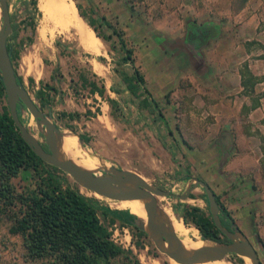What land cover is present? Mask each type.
<instances>
[{
	"label": "crops",
	"instance_id": "crops-1",
	"mask_svg": "<svg viewBox=\"0 0 264 264\" xmlns=\"http://www.w3.org/2000/svg\"><path fill=\"white\" fill-rule=\"evenodd\" d=\"M98 1L109 7L111 15L125 19V28L131 32L130 42L135 46L138 45L135 41L144 42L146 71L151 76L157 73L163 79L164 73L171 77L176 74L195 82V93L182 104L174 119L176 134L169 124L174 122L171 114L155 115L154 104L144 106L154 114L150 117L143 114L144 129L155 130L157 142L152 145L164 164L175 158L174 149L179 153L176 156L183 164L176 172L181 183L192 178L205 182L238 227L235 216L249 206V195L264 191V0H144L146 5L142 7L147 10L151 25L141 21L140 12L131 13L122 3L113 13L117 0ZM79 5V10L89 7L85 2ZM87 14L84 12V17ZM85 20L95 30L111 36L105 14ZM61 22V29H56L73 26L71 22ZM48 25L55 27L42 24L37 29L40 37L45 35ZM80 40L84 49L95 53ZM46 48L48 81H40L54 87L47 91L48 99L71 98L67 81L87 90L83 113L76 112L77 117L68 120L107 115L108 99L118 105L113 95L119 92L111 87V80L105 82L107 62L93 59L92 72L85 73L79 70V64H74L64 46ZM76 71H80L77 78L73 77ZM115 74L120 81L119 74ZM79 75L83 78L79 79ZM142 75L145 79L146 75ZM171 108L168 106L166 110L169 112ZM141 115L133 111L134 127ZM180 202L181 208L208 211L199 186Z\"/></svg>",
	"mask_w": 264,
	"mask_h": 264
},
{
	"label": "rangeland",
	"instance_id": "rangeland-1",
	"mask_svg": "<svg viewBox=\"0 0 264 264\" xmlns=\"http://www.w3.org/2000/svg\"><path fill=\"white\" fill-rule=\"evenodd\" d=\"M143 1L144 0H117L115 3H119H117L112 12L114 13V10H118L119 4L122 3L131 13L134 11L140 12L141 14L139 16L141 17V21L143 20L144 24L151 25V19L148 17L149 15L145 14L147 10L142 7V5H146V2ZM35 2L36 10L28 3V0H7L8 11L11 16L10 21L14 25L13 31L16 33L15 39H21L23 41L18 51V57L15 61V69L17 74L22 77L23 85L35 103L38 105L33 93L39 86V81H48L46 80V75L49 71V63L45 58V51L48 45L53 46L57 44L59 48L63 46L67 48L66 53L70 55L74 64H79V70L85 73L92 72L90 62L93 59L102 63L107 62V72L106 75H104L105 82L108 84L111 80V87L119 92L118 94L113 95L118 105L114 104L112 107L108 106L107 115L87 119L80 117V120L71 121L68 120L67 117L60 116L59 113L61 112L83 113L85 101L88 96L87 90L83 89L81 85H76L74 81H67L66 86L71 92V98L63 99L60 97L58 100H55L54 98H51L50 100L49 98L48 103L45 106H38L43 111L50 112V120L54 122L59 129H68L76 136L77 133H80L87 139L86 142L80 141V145L88 151H91L92 154L97 157L99 165L94 169L96 173H102L103 167L108 168L112 165L117 168L133 170L138 174L143 175L146 182L151 186L160 187L176 194L181 193L185 187L192 183L193 178L187 183H185V181L183 184L181 183L182 181L177 176L176 171H179V168L182 167L183 163H181V159L177 157L179 156V153H177L175 149V158H171L169 164L166 165L162 159H160L158 151L156 152L153 148L152 144L157 142L154 137L156 133L155 130H153V132L150 131V133L149 127H147V130L144 129L146 122L144 123L145 119L143 117L144 113L149 117L153 113L149 108L139 106L140 99L146 95L142 86L132 95L125 89L124 85L118 80V77L115 74L114 69L116 68L128 75L132 74L133 71L130 63L115 66V61L120 56L117 49L118 44L116 36L112 33L111 36L110 34L104 35L102 31L96 30L99 34L108 36L109 39L101 40L103 46H100L99 53L89 52L80 44L78 33L73 26H70L67 29L58 30L61 29L60 25L63 17L61 18L59 14L51 12V6L49 8H42L40 6L41 0H35ZM66 2L74 8V13L76 12L75 15L85 23V19L78 15L75 4L79 7L81 2L83 4L84 2L89 4V7L84 6L85 8L80 9L83 14L84 12L85 14L88 13L85 15V18H91L92 15L93 17H100L105 14L109 24L116 30L122 32V37L127 45L132 48L134 67H136L142 74L146 75L143 86L148 92V105L151 106L153 105L152 102L154 103V108L156 109L154 113L155 115L171 114L170 116L173 118L174 122H170L169 124L176 134L173 127L175 124L174 119L177 117L178 110L182 104L186 103L187 100H190L193 96L192 94L195 93V82H191L190 80L176 74L171 77L169 74L164 73L163 79H161L159 75L157 76V73H152L151 76L146 71L147 65L145 64V58L147 56L145 55L147 48L143 45L144 42L142 40L135 41V44H138L137 46L130 42L129 36L131 37V32L129 33V30L127 29V31L125 28V19H121V16L118 17L115 14L111 15L109 7L102 6L100 1L66 0ZM28 12L32 16L31 21L33 23V31L21 22V19H23ZM46 23L53 24L55 27L52 28L51 25L46 26L45 35L40 37L37 29H39L42 24L44 25ZM89 29L91 30V28ZM92 33L97 37L93 31ZM146 35L147 32L143 34V36ZM10 41H13V39ZM79 72L76 71L73 77L77 78ZM28 77L33 79L32 84H29L27 81ZM59 89L61 90L60 86ZM168 106H172V110L170 109L169 112L166 110V107ZM134 110H136V112H141L142 114L140 118H137V124L135 127L131 121ZM20 120L33 136L43 143V126L37 124L27 110H20ZM140 121L141 123L139 124ZM67 125L71 126L72 129L67 127ZM64 177L67 184L71 187L77 188L78 192L83 195L95 198L98 205L107 206L110 209L121 208L115 207L111 199L107 200L105 197L94 196L87 193L90 191L77 185L69 175L65 174ZM173 182L179 183L178 190L171 188V183ZM13 183L16 190H21L23 187L31 183L29 173L23 171L19 177L13 178ZM198 191L200 190L198 189ZM156 197L157 206L170 209V213L166 220L170 219L174 214L183 224V227H192V229H195L196 231L195 234L190 233L188 235H183L178 233L176 235L180 237H193L196 235V238H193V241H203L200 237L199 231L189 219H186L188 222L187 224L183 223V218L179 215L181 214V209H183V206L182 208L180 207L182 204L180 199L174 196ZM249 199V206L246 209H241V213L236 215L235 218L239 229L252 242L257 250L259 258L264 263V191L258 190L251 193ZM100 219L102 220L101 217ZM9 223L10 221L3 214H0V264H43L39 261H28L24 257V250L21 245L20 237L16 234H10L7 231ZM114 223L119 225L118 222ZM128 233L130 235V243H132V247L127 249H131L132 254L137 257L141 264H152L154 260L159 264H173L171 261L172 259L159 252L154 247L148 236H139L129 227ZM113 235L117 243H123V241H126V237H123L122 233L119 231H116V233L114 232ZM122 260L123 259L111 260L109 264H122ZM231 262L235 263V258H233L231 254H228L226 258L222 260L206 261L195 264H231Z\"/></svg>",
	"mask_w": 264,
	"mask_h": 264
},
{
	"label": "trees",
	"instance_id": "trees-1",
	"mask_svg": "<svg viewBox=\"0 0 264 264\" xmlns=\"http://www.w3.org/2000/svg\"><path fill=\"white\" fill-rule=\"evenodd\" d=\"M28 3L36 10L35 0H28ZM75 7L78 15L85 19L77 4ZM31 19L32 16L28 12L21 22L33 31ZM86 23L97 37L109 39L108 36L99 34L91 22ZM105 25L117 39L120 56L115 61V66L130 63L133 68L132 74L129 75L117 68L114 69L115 72L120 75V81L130 94L133 95L142 86L146 95L140 99L139 105L140 107L148 105V92L143 86L142 73L134 67L132 48L122 37V32L109 23ZM13 27L11 23L12 30L6 46L16 81L23 85V79L15 69V61L23 41L15 39ZM12 39L13 41H10ZM80 78L83 77L79 75ZM27 81L32 84L33 79L28 77ZM89 86L91 89L92 84ZM53 89L52 85L39 81L33 95L40 107L48 103L47 91ZM108 102L111 107L115 104L112 99H108ZM17 114L20 119L19 110ZM59 114L68 119L77 117L76 112ZM67 127L72 129L71 126ZM77 136L81 141H87L82 134L77 133ZM23 171L29 173L31 183L18 191L13 178L19 177ZM64 176V172L43 162L22 140L9 115L0 81V214L10 221L7 231L20 237L24 257L28 261H39L43 264H109L111 260L118 259H123L122 264H141L131 249L122 248L111 239V231L108 229L109 225L118 222L119 225L132 228L139 236L146 237L144 231L133 223L136 216L125 209H110L98 205L95 198L87 197L78 192L77 188L67 184ZM184 179L187 177L184 176ZM202 194L205 199L203 192ZM215 200L220 223L228 227L230 223H234L233 218L216 194ZM112 202L115 207H122L119 201ZM180 213L183 223L187 224L186 219H189L199 231L201 238L226 241L213 225L209 211L203 213L197 208L189 207L181 209ZM231 256L235 258V264H245L243 259L234 254Z\"/></svg>",
	"mask_w": 264,
	"mask_h": 264
},
{
	"label": "water",
	"instance_id": "water-1",
	"mask_svg": "<svg viewBox=\"0 0 264 264\" xmlns=\"http://www.w3.org/2000/svg\"><path fill=\"white\" fill-rule=\"evenodd\" d=\"M0 20V81L4 89L5 104L22 140L35 155L43 162L69 175L77 185L87 191L111 200H140L145 212V220L135 215L134 225L144 231L159 252L176 263L195 264L222 260L228 254H234L241 259L246 258L249 264H264L252 242L234 223H230L228 227L220 223L215 194L201 179L193 178L192 183L185 187L184 191L176 194L149 185L142 175L133 170L111 165L108 168L103 167L102 173H96L95 170L81 168L70 159H59L55 141L59 128L50 120V112L43 111L25 87L16 81L14 67L6 46L11 30L7 0H0ZM22 109L27 110L34 121L43 126V143L37 140L19 119L17 110ZM78 140L81 141L79 138ZM196 186L201 187L212 223L226 238V241L201 238L203 240L201 245L193 248L185 247L157 206L156 196H174L184 200ZM231 264L235 263L231 262Z\"/></svg>",
	"mask_w": 264,
	"mask_h": 264
},
{
	"label": "bare ground",
	"instance_id": "bare-ground-1",
	"mask_svg": "<svg viewBox=\"0 0 264 264\" xmlns=\"http://www.w3.org/2000/svg\"><path fill=\"white\" fill-rule=\"evenodd\" d=\"M40 6L42 8H49L51 6V12H53L54 14H59L61 18L63 17L62 19L64 21L71 22V24L75 27L78 33L79 39H82L86 44H88L89 49H91V51L99 53L101 41L99 40V38L95 37L92 33V30H90L87 25L75 15L76 12L74 13V8L68 5L66 0H41ZM55 141L57 148V157L59 159H70L73 163L87 170H94L99 165L97 157L94 156L91 151H88L86 148L81 146L77 136L68 129L60 128L58 130V133L55 135ZM87 193H90L94 196H99L93 192ZM119 202L122 206L119 209H125L128 212L138 216L143 221L145 220V212L142 206V202L140 200L121 199ZM158 207L161 213L167 219V216L170 213V209L162 206ZM167 223L173 230L175 235L178 233L188 235L190 233L195 234L196 232L195 229H192V227H183V224L178 220V218L174 214L170 219L167 220ZM176 236L187 248L197 247L203 243L193 241V238H196V235L193 237H180L178 235ZM171 261L173 264H175L173 260ZM244 261L246 264L249 263L246 258H244ZM152 264L159 263L154 260Z\"/></svg>",
	"mask_w": 264,
	"mask_h": 264
},
{
	"label": "built area",
	"instance_id": "built-area-1",
	"mask_svg": "<svg viewBox=\"0 0 264 264\" xmlns=\"http://www.w3.org/2000/svg\"><path fill=\"white\" fill-rule=\"evenodd\" d=\"M171 188L172 189H179V183L177 182H173L171 183ZM108 229L111 231V239L117 243V241L115 240V238L113 237L114 232L116 233V231H119L122 233L123 237H126V241H123V243L119 242L117 244H119L122 248H131L132 247V243H130V235L128 233V228L126 226H122V225H116L115 223L111 224L108 226Z\"/></svg>",
	"mask_w": 264,
	"mask_h": 264
},
{
	"label": "flooded vegetation",
	"instance_id": "flooded-vegetation-1",
	"mask_svg": "<svg viewBox=\"0 0 264 264\" xmlns=\"http://www.w3.org/2000/svg\"><path fill=\"white\" fill-rule=\"evenodd\" d=\"M45 147V146H44Z\"/></svg>",
	"mask_w": 264,
	"mask_h": 264
}]
</instances>
